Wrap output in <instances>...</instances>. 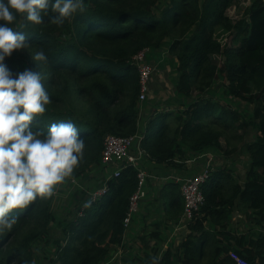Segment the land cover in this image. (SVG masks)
I'll list each match as a JSON object with an SVG mask.
<instances>
[{
    "label": "trees",
    "instance_id": "16d2710c",
    "mask_svg": "<svg viewBox=\"0 0 264 264\" xmlns=\"http://www.w3.org/2000/svg\"><path fill=\"white\" fill-rule=\"evenodd\" d=\"M239 1L0 0V264H34L33 247L53 222V190L30 175L50 168L57 178L80 180L101 167L105 136L140 133L149 164L185 173L187 161L204 152L231 155L227 147L248 129L256 139L245 146L243 184L227 168L212 170L201 188L204 205L178 246L158 260L156 226L139 236L138 264H235L231 253L264 264V233H255L264 232V0H246L244 17L233 22L227 12ZM226 35L231 46L222 45ZM167 40L174 92L190 102L179 113L155 115L141 131L132 59ZM218 78L226 97L253 108L251 121L205 98ZM52 144L57 152L46 165L43 152ZM107 186L104 198L62 230L48 264H103L121 247L137 170L123 168ZM158 201L165 221L177 222L180 184L164 185ZM234 212L255 227L233 232Z\"/></svg>",
    "mask_w": 264,
    "mask_h": 264
},
{
    "label": "rangeland",
    "instance_id": "374dc122",
    "mask_svg": "<svg viewBox=\"0 0 264 264\" xmlns=\"http://www.w3.org/2000/svg\"><path fill=\"white\" fill-rule=\"evenodd\" d=\"M66 1V0H64ZM75 2H82L83 0H74ZM250 6V3L246 0L239 1L228 10L227 15L228 17L233 21L241 20L244 17V13L246 9ZM157 8V7H156ZM155 8V9H156ZM233 36L226 35V37L222 40V45L226 43V46H231L233 43ZM169 41L167 40L162 48H160L158 51H152L148 54L147 59L148 63L152 65L154 68V74L152 76V79L154 80H165V86L163 91L161 93L158 92V94H155V98L153 100H157L156 104H153L151 102V97L149 94L148 99L143 103L139 105V123L142 124V127H144L142 123V119L146 118L145 111L149 112L148 118L151 119L155 115L161 114V113H179L180 103H174L172 105L167 104L169 101H171V98H179L174 93L173 89V82L172 78H175V67L176 62L175 59L172 58L168 54V47H169ZM215 60H218L221 62V58L215 57ZM172 75L174 77H172ZM160 82L159 80L157 83ZM223 81L218 78L216 81L212 84L211 88L207 91L205 94V98L213 99V101L226 106L228 109L237 111L240 115L242 120H248L251 121V114L253 111V108L249 105L240 103L238 101L231 100L230 97H226L223 90ZM19 84H23V82L18 81ZM172 96V97H171ZM197 95L195 94L194 97ZM199 96H197L195 99H197ZM200 98H203L201 96ZM190 101H187V103ZM153 107L150 108V105ZM160 104V105H159ZM188 105V104H187ZM186 105V106H187ZM170 106L174 107L173 112H170ZM186 108V107H185ZM184 108V109H185ZM144 110V111H142ZM147 125V122H146ZM255 131L252 129H248L243 136V141L240 144H231L227 149H230L232 151L231 155L228 156H222L218 157V167L220 168H227L231 165L235 166V168L238 170L233 173V178L236 179V181H244L246 169L248 168V160L246 155L245 146L252 143L256 138ZM221 143L224 148H226V140L222 138ZM234 145L236 146L235 150L233 151ZM57 152V145L52 144L51 146L45 148L43 152V160L48 165L49 161L54 157V155ZM217 159V158H216ZM191 161V162H190ZM190 161H187L186 167L188 170V166L190 165L191 168L195 169L193 165L197 163L198 157L195 159L192 158ZM246 167V168H245ZM228 169V168H227ZM108 169L103 168L102 166L97 168L94 172L96 173L95 177L92 175V172H90L92 179L96 180L98 177L99 179H103L104 175L107 173ZM171 170V169H170ZM173 170V169H172ZM174 172L176 170H173ZM189 171L187 172H181L180 174L182 176H189ZM93 172V173H94ZM112 171L110 170V174ZM36 175H30L37 184L40 185H48L53 190V205L51 208V213L53 215V222L49 226L48 234L45 238H43L39 244L35 245L33 247V258H34V264H48V259L53 258V253L56 249L55 242L62 240L63 241V233L62 230L64 228L69 227V224L74 222L77 218L80 217V213L82 210L85 209V207L89 204V195L96 192L99 188L95 186V188H89L88 187V174L87 173L82 179L80 180H65L62 178H57L53 174V171L50 168H44L42 171L36 173ZM188 174V175H186ZM193 174V173H192ZM198 174V173H197ZM196 175V174H195ZM36 177V178H35ZM108 177V176H107ZM150 181V178L148 179ZM175 180V182H177ZM174 182V183H175ZM153 191V192H152ZM155 186H152L151 192L152 194L150 197H147L146 202L144 204V200L138 207V211L136 215L133 217L131 224L129 228L126 230L124 242L122 243L121 247L113 248L109 251L108 258L106 259V262L103 264H138V256L142 253L141 252V245L139 244V234H149V232L154 231L155 227L158 226V228L162 231L165 228V231L167 232V239H162L161 245L158 249V252L156 256L158 257V260L162 259L163 253L167 251L168 247L176 248L180 242L181 239L184 238V236L187 234V226L184 228H181L180 231L174 232V227L172 225L168 226L166 225L165 219L162 217V209H161V203L158 201V195H155ZM83 212V211H82ZM152 213V215H149ZM162 214V215H161ZM82 215V213H81ZM230 229L237 233V234H247L249 231V227L253 226L255 227L252 222L246 221V219L240 215L238 212H234L230 216ZM137 225L140 226L141 229H136ZM255 233H264L261 229L256 230ZM148 236V235H147ZM151 244H154L153 240L149 241ZM62 244V243H61ZM65 244V243H63ZM64 246V245H63ZM154 255V254H153ZM128 260V261H127Z\"/></svg>",
    "mask_w": 264,
    "mask_h": 264
},
{
    "label": "built area",
    "instance_id": "2783aa9c",
    "mask_svg": "<svg viewBox=\"0 0 264 264\" xmlns=\"http://www.w3.org/2000/svg\"><path fill=\"white\" fill-rule=\"evenodd\" d=\"M150 52H152L150 49H146L132 59V64L136 68L139 78L138 101L140 104H143L148 99L150 82L154 74V68L148 63L147 59ZM141 140V133L135 134L131 137H116L111 135L104 137L101 166L105 169L111 170L112 173L104 180L103 185L96 192L89 195V204L104 198L108 192L107 182L109 179L112 177H119L120 171L123 168L132 167L136 169L137 189L129 199L128 212L123 221V227L126 230L129 228L133 217L136 215L139 205L146 197L145 185L149 176L145 171L139 169L142 160L146 159L145 154L141 150ZM201 159H206V163H204L202 170L198 174L190 177L186 176L177 181V183L180 184V195L183 201L182 214L179 220L174 224V228L177 231L188 226L193 220V215L198 213L200 208L204 205V197L201 188L211 172L213 157L203 155L201 156ZM231 257L235 264H247L244 259L232 253Z\"/></svg>",
    "mask_w": 264,
    "mask_h": 264
},
{
    "label": "crops",
    "instance_id": "0c3cea01",
    "mask_svg": "<svg viewBox=\"0 0 264 264\" xmlns=\"http://www.w3.org/2000/svg\"><path fill=\"white\" fill-rule=\"evenodd\" d=\"M174 76H176V74H174ZM174 76L172 75V77H174ZM158 80L160 82L157 83ZM158 80H156V79L154 80V78H153V79H151V82H150L151 83V86H150V93L149 94H151L150 97L152 98L151 99V102L153 104H156V101H157V100H153V98L156 99L155 94H158V92L161 93V91H163L164 85L166 83L165 80L163 79V77H162V80H160V79H158ZM174 81H175V78H172V82L173 83H174ZM165 86H167V85H165ZM175 95H176V93H175ZM177 102L180 103L179 106H180L181 109L179 111H182L184 109V107L187 104H189V102L187 103V101L185 99L184 100H182V99L179 100V98H174V97L171 98V101H169L167 104L172 105V104L177 103ZM148 106H150V105H148ZM152 107H153V105L150 106V108H152ZM170 107H171L170 110H168L170 112H173V109L176 108V106H174V107L170 106ZM142 111H144V110H142ZM145 113H146L145 114L146 115V118L145 119H142V123L144 124L143 125L144 127L146 125V122L149 121V119H147L148 118V115H149V112L148 111H145ZM139 126L142 128L141 131H143L144 127H142V124L139 123ZM203 155H209V156L213 157V162L211 163V169L212 170L217 169V168H220V167H218V162H217L218 161V157H220V155L218 153L213 152V151H207V152H204L202 155H200V157H198V160L199 161L193 165V167H195V169L191 168L190 165L188 166V170L190 169V171H189L190 174L187 177H190V175H193V174H197V173H199L202 170V167L204 166V163H206V159H201V156H203ZM140 166H141V168H143L146 171V173L150 177V181H148L147 182V185L145 186V188H146V198L144 200V204L146 202L147 197H150V195L153 192V191L151 192L152 186H155V190H156L155 191V195H158L160 189L164 185H167L169 183H174L175 180L184 178V176H182L179 172H177V171L174 172L173 170L167 169V168L162 167V166L151 165V164H149L147 162L146 159L145 160H142V162L140 163ZM227 168L229 170H231V172L234 173V174H235L236 171H238L235 168V166H233V165H231V166H229ZM93 172H92V175H94L95 177H97L96 176V173L95 172L93 173ZM105 172H107V173L103 176L104 177L103 179H99V177H98L96 180L90 178L92 176L89 177V175H91L89 173L88 174V187L89 188H95V186H96L97 188H100L103 185L104 180L107 179V176H110V170L109 169H108V171L105 170ZM186 175H188V174H186ZM243 182L242 181H238V183L240 185L243 184ZM175 183H177V182H175ZM162 214H163V211H162ZM149 215H152V213H150ZM162 217L165 219L164 214H163ZM174 224H175V221H168V220H166V225H168V226L172 225V227H174ZM139 227L140 226L137 225V228L136 229H141ZM165 229H167V228H165ZM165 229L162 230V231L160 230V232H161V238L162 239H167L168 238L167 237V232L165 231ZM178 231H180V230H178ZM174 232H177V230L174 229ZM142 235L143 234H139L138 235V238H139V236H142Z\"/></svg>",
    "mask_w": 264,
    "mask_h": 264
},
{
    "label": "clouds",
    "instance_id": "9594fccd",
    "mask_svg": "<svg viewBox=\"0 0 264 264\" xmlns=\"http://www.w3.org/2000/svg\"><path fill=\"white\" fill-rule=\"evenodd\" d=\"M211 171H212V169H211Z\"/></svg>",
    "mask_w": 264,
    "mask_h": 264
}]
</instances>
